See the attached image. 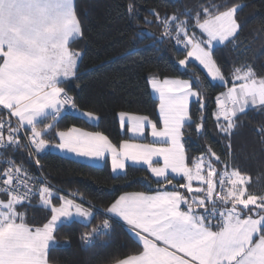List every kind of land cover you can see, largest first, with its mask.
Instances as JSON below:
<instances>
[{"label":"snow or ice","instance_id":"1","mask_svg":"<svg viewBox=\"0 0 264 264\" xmlns=\"http://www.w3.org/2000/svg\"><path fill=\"white\" fill-rule=\"evenodd\" d=\"M244 6L201 3L186 9L183 19L175 13L161 17L155 9L152 14L163 28L161 38L174 40L178 52L186 51V59L179 60V65L189 68L187 58H192L208 70L213 81H224L214 49L217 43L238 47L241 25L237 14ZM127 10L130 15L137 11L134 3H129ZM192 28H198L199 35ZM82 38L75 0H0V112L7 110L18 118L15 127L0 119V150L25 147L29 157L32 149L38 157L49 146L51 141L44 137L57 127L62 109H76L74 98L62 85L76 75L81 54L72 51L70 44ZM232 77V87L224 101L217 97L218 111L214 113L217 129L229 140V154L230 138L242 114L249 110L264 113V76L244 64L233 69ZM150 82L159 94L158 123L162 128L158 130V123L146 116H130L129 130L143 136L150 125L152 143L124 142L118 150L99 132L73 127L55 133L58 139L51 146L61 152L97 159L111 152L113 172L124 170L125 161H131L132 166L146 165L141 170L150 172L153 182L161 186L151 195H121L106 209L102 223L82 234L84 250L95 247L98 238H110L114 224L123 222L129 238L142 250L118 264H264V195L248 191L250 177L239 169L226 164L218 169L222 162L211 146L192 167L186 163L182 130L192 125L190 98L202 100L200 79L160 81L153 77ZM80 115L86 122L98 119L91 112ZM49 117L53 123L39 128V118ZM123 118L121 113L122 126ZM21 129H30L27 145L20 143ZM202 131L201 120L196 132ZM257 131L264 138V129ZM35 164L40 165L39 158ZM176 177L185 181L179 187L188 195L177 191L175 185L171 190L163 187ZM52 195L42 177L34 176L14 159L5 160L0 168V264H49L50 252L58 247L55 232L81 219L86 222L82 226L88 227L92 211L65 197L55 206ZM34 198H38L35 205ZM30 207L49 210L50 219L40 227L30 226L26 222Z\"/></svg>","mask_w":264,"mask_h":264},{"label":"trees","instance_id":"2","mask_svg":"<svg viewBox=\"0 0 264 264\" xmlns=\"http://www.w3.org/2000/svg\"><path fill=\"white\" fill-rule=\"evenodd\" d=\"M76 12L83 29V38L70 44V49L78 51L76 75L63 84L69 96L74 98L76 109L72 115H61L57 127L44 137L54 141L57 131L79 128L87 132H99L108 137L111 144L118 147L127 140L119 131V114L146 116L157 121L155 100L149 89V79L189 80L199 78L198 91L202 100L190 103L189 115L192 125L182 130V143L186 163L193 166L195 160L206 154L209 146L229 168H237L248 177L247 189L255 195H264V138L257 131L264 129V113L249 110L242 114L239 127L230 138L231 153L226 145L229 140L217 129V97H223L232 87L233 69L244 64L254 67L259 76H264V0H75ZM134 3L135 15L127 8ZM201 3L245 5L238 11L237 20L241 25L237 45L216 46L214 59L224 76L222 84L211 82L206 74L193 62L185 69L179 60L185 59L186 51L178 52L174 40L161 38L162 26L158 24L152 10L161 17L176 14L181 16L186 9H194ZM147 17V21L146 18ZM191 25V21L189 22ZM192 28L191 31H196ZM201 103L204 107L201 108ZM91 112L98 119L93 125L79 116ZM203 122L201 134L196 132V123ZM221 122L223 119L221 118ZM53 123L44 118L38 123ZM28 132H30L28 130ZM38 166L45 179L58 191L52 195V204L60 206V197H75L93 213L88 227L76 222L62 227L54 233L57 247L50 252L49 264H117L119 260L138 254L142 248L129 238L126 228L114 224L111 237L95 240V247L84 250L81 242L83 233L100 225L106 217V209L121 195L127 193H153L158 186L146 170L127 166L123 174L115 175L107 163L101 167L73 161L58 154L42 152L37 155ZM21 162L30 159L21 149ZM182 183L181 181H176ZM169 189V188H167ZM170 190V189H169ZM38 198L32 203L35 205ZM49 210L30 207L26 210V222L40 227L50 219Z\"/></svg>","mask_w":264,"mask_h":264},{"label":"rangeland","instance_id":"3","mask_svg":"<svg viewBox=\"0 0 264 264\" xmlns=\"http://www.w3.org/2000/svg\"><path fill=\"white\" fill-rule=\"evenodd\" d=\"M194 32H196L198 35H199V29L197 28V30L196 31H194ZM216 46H219V44L217 43V45ZM186 59V58H185ZM187 59H189V61L190 62H193L194 64H196L205 74H206V76H207V78L211 81V82H213V83H215V84H219V83H222V81H220V80H215V81H213L212 79H211V77H209L208 76V70L207 69H204L203 68V66H201V65H199V62L198 61H194V60H192V58H187ZM151 79H149V85H150V88H151V90H152V96H154V97H156L157 98V107H156V116H157V121L155 122V121H152V120H150V121H152L153 123H158L159 122V104H160V100H159V94L158 93H156L154 90H153V88H152V85H151ZM197 99H195V98H190V100H189V106H190V103L191 102H193V101H196ZM189 106H188V111H189ZM79 116H81L80 114H79ZM130 116H136V115H128V114H124V124H123V126H122V123H121V114H119L118 115V117H117V120H118V127H119V131L121 132V133H124L125 134V136H126V139H128L129 137H135V138H140L141 137V139H143V140H145V141H141V142H133L134 144H150V143H152L153 142V140H154V138L152 137V135H151V126L150 125H148V126H146L145 127V129H144V134H143V136H140L139 134H137V133H133V132H131L130 130H129V128H130V126H131V122L129 121V117ZM82 117V116H81ZM140 117H142V116H140ZM82 118H84V117H82ZM85 119V118H84ZM89 123H91V124H93V125H95V124H97V119L96 120H93V121H90ZM125 126H127V127H125ZM160 128H162V124H160V123H158V130L160 129ZM29 131H30V129H29ZM57 137H56V135H55V138H54V141L52 142V143H50L49 144V146L43 151V152H51V153H57V154H59V156H61V157H64V158H67V159H70V160H84L85 158H87V160H92L91 159V157H77L75 154H69V153H66V152H61L60 150H58V149H56V148H54V147H52L51 145L52 144H54L56 141H57ZM127 140H125V141H123L122 143H124V142H126ZM147 141V142H146ZM157 147H159V146H161V145H156ZM111 161H112V158H111ZM91 163H93V164H97L96 163V161L95 160H92L91 161ZM85 164V163H84ZM132 165V162L131 161H125V166L126 165ZM103 166V165H102ZM138 167H141V168H143V169H146V165H137ZM161 166H162V162H161ZM101 167V166H100ZM124 170H120V172H123ZM117 172V171H116ZM148 172V171H147ZM148 174L150 175V177L154 180L155 178L154 177H152V175H151V173L150 172H148ZM170 175H172L171 173H169ZM176 181H181L182 183L183 182H185V181H183L182 180V178H180V177H176L175 179H173V181H172V184H170V185H165V186H163V187H166V188H169L170 190L173 188V186L175 185L176 186V190L177 191H179V192H181V193H183V194H185V195H188V193H187V191H186V189H184V188H180L179 187V183H177ZM193 186H196V182L194 181L193 182ZM129 194H131V193H129ZM63 197H65L66 199H73V200H75L77 203H81L79 200H77L75 197H73V196H69V195H64ZM85 207V206H84ZM86 208V207H85ZM200 211H203V209H200ZM79 222H83V223H86L85 221H83L82 219L79 221ZM57 243V245H58V248L59 247H63V244L62 243H58V242H56Z\"/></svg>","mask_w":264,"mask_h":264},{"label":"built area","instance_id":"4","mask_svg":"<svg viewBox=\"0 0 264 264\" xmlns=\"http://www.w3.org/2000/svg\"><path fill=\"white\" fill-rule=\"evenodd\" d=\"M221 100L224 101L225 99L223 97H221ZM216 105H217V101H216ZM217 111H218V107H217ZM74 113V109H72L70 106H65L64 109H62L61 111V115H72ZM0 119H3L5 121V125H7L8 123H11V125L13 127L16 126L17 121L14 119V117H11L9 114H7V110H4L2 112H0ZM4 133L5 136L7 135V127H5L4 129ZM20 143L21 145H27L28 144V140L25 138L26 136L30 135V132H26L24 129H21L20 133ZM21 149H23L24 151H26L28 157H29V149L25 148V147H21L19 149H8L6 152L0 150V168H2L4 166L5 160L7 158H11L14 159L15 162L18 165L23 166L24 168L28 169V171L33 174L36 177H42L44 181H46V183L48 184V186H50V188L52 189L53 194H56L58 191L56 190V188H54L46 179L45 177L42 175L39 167L35 164V152L34 149H32L33 151V155L31 157H29L30 162H28L27 164H24L23 162H21L22 158H21ZM220 197L217 196L216 199H219ZM35 199V198H34ZM33 199V200H34Z\"/></svg>","mask_w":264,"mask_h":264},{"label":"crops","instance_id":"5","mask_svg":"<svg viewBox=\"0 0 264 264\" xmlns=\"http://www.w3.org/2000/svg\"><path fill=\"white\" fill-rule=\"evenodd\" d=\"M186 58V57H185ZM78 63V62H77ZM73 79V77L72 78H70L69 80H67L66 82H64L63 84H65V83H67V82H70L71 80ZM160 81H163V80H160ZM222 83H223V81H222ZM222 83H219V84H222ZM237 83H239V82H237ZM149 84V83H148ZM231 88V87H230ZM149 89H150V94H151V96H152V90H151V88H150V85H149ZM228 90H229V88L225 91V93L223 94V98L225 99V94H227V92H228ZM155 100H157V98L156 97H154V96H152ZM14 119L16 120V121H18V118L17 117H14ZM42 119H44V118H39V121H41ZM125 127H127V126H125ZM141 141H145V140H143V139H141V137L140 138H135V137H129L128 139H127V141L126 142H128V143H133V142H141ZM147 142V141H146ZM122 144V143H121ZM120 144V145H121ZM119 145V146H120ZM119 146L118 147H116L118 150H119ZM55 154H57V153H55ZM59 155V154H58ZM111 158H112V154H111V152H105L104 153V155L102 156V157H100L99 159H97V158H91L92 160H95L96 161V163L97 164H93V163H91V161L92 160H87V158H85L84 160H74V161H77V162H80V163H85V164H88V165H91V166H96V167H100V166H102V165H104L105 163H107L108 164V166H109V168H110V170H111V172L113 173V174H115V175H118V174H123V172H120V170L118 169L117 170V172H113V170H112V161H111ZM127 166H132V165H126L125 166V168L127 167ZM135 166H137V165H135ZM138 167V166H137ZM125 170V169H124ZM156 192H153V193H145V194H155ZM127 194H129V193H127ZM127 194H123V195H127ZM132 194V193H131ZM91 211V210H90ZM106 215V214H105ZM118 224H121V225H123V222H119ZM125 228H127V226L126 225H123ZM118 264V263H117Z\"/></svg>","mask_w":264,"mask_h":264}]
</instances>
